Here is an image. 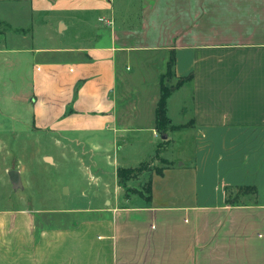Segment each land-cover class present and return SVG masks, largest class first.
I'll use <instances>...</instances> for the list:
<instances>
[{"label": "crops", "instance_id": "obj_1", "mask_svg": "<svg viewBox=\"0 0 264 264\" xmlns=\"http://www.w3.org/2000/svg\"><path fill=\"white\" fill-rule=\"evenodd\" d=\"M0 18V62L7 83L20 79L10 94L23 119L90 175L33 186L24 165L5 162L0 264H264V0H0ZM36 25L63 45L41 43ZM72 27L76 40L63 42ZM151 53L167 66L174 55L176 76L193 73L189 107L186 85L168 97L178 127L167 134L155 126L160 91L140 122L131 85L118 87L134 56ZM158 149L168 163L155 165ZM44 155L42 167L54 163ZM148 160L127 184L150 180L151 195L127 194L119 167ZM236 185L257 191L233 203Z\"/></svg>", "mask_w": 264, "mask_h": 264}, {"label": "rangeland", "instance_id": "obj_2", "mask_svg": "<svg viewBox=\"0 0 264 264\" xmlns=\"http://www.w3.org/2000/svg\"><path fill=\"white\" fill-rule=\"evenodd\" d=\"M38 18L39 16L36 15L35 20H38ZM48 30V28H43L37 25L35 26V34L37 37L41 38V43L48 45L61 44L62 39H60L61 37L55 30H53L55 38L48 39L46 37L47 35H45V33H47ZM73 30H76V28L73 29L72 27L69 30V33L66 34V39L63 40V42H74L76 40L75 36L73 35ZM166 62L167 56L161 53L135 55L131 62V69L127 70V78H125L122 71H120L118 82V87L120 90L124 87L125 82H127L132 87V95L134 97H138L137 109L139 112L137 115L140 112L143 113L137 118L138 121L146 119L152 106V95L159 91L161 94L162 81L165 86L173 87L172 92L183 85H186L187 87L189 84V80H184L178 84L179 80L177 76L174 74L173 70L170 71L167 69L168 66ZM0 71L4 76L3 80H0V167L2 166L3 168L5 162H9L10 165L14 163V165H19L20 167L24 165L25 172L22 173V176L24 179H29L33 186L35 183L37 184L39 182H44L43 184H47L48 188L55 189V187H58L59 189V184L62 182H67L69 184L78 181L82 183L81 179H87V177L90 175H88L87 172H84L86 170L85 168L79 169L77 167L78 161L75 159L74 155H72L70 152H63L57 145H54V143L51 142V139L46 138V136H42V141H38V139H36L37 134H34L32 131H30V125L26 122V120L23 119L29 114L27 113L28 110H23V106L26 107V104H24L23 100L21 99L17 100L11 97L10 94L12 86L17 88L18 82L20 81L19 77L13 75V84L7 83V81H5L8 77L7 67H5L2 62H0ZM129 98H126L122 95L120 103L125 104L124 101ZM186 104L187 107H189V87H187ZM12 107L13 110H16L21 115V117L17 118V116H12V114L8 113L9 110H12ZM171 112L177 118H180L182 114L178 109V104L171 108ZM143 122L147 121L144 120ZM146 137L147 135L144 136V138ZM132 142L134 143H131V145L140 143L142 150L145 152L149 150V145L147 142H138L135 140ZM161 142H163V140ZM129 150H133V148L125 147L124 150L118 154L121 156L124 153L125 155V151ZM46 152H49L53 155L54 163H47V166L42 167L39 162H41V159L45 158L44 153ZM132 155L134 156V154ZM123 156L120 158H123ZM87 160L88 159H86V161ZM154 162L156 163L155 165L158 164V166H160L162 164L168 163V160L161 156L158 149V153L155 155ZM145 163V167L149 168L150 161L148 160ZM7 179L8 176L6 170L0 168V204L5 203V200L2 197H5L6 194L12 192V186L9 184V180ZM134 182L138 183L136 180ZM37 188L38 186L36 185L34 188L28 187L27 189L28 191L32 192L37 190ZM252 197V193L248 191L241 194L238 200L239 202H244L248 199H251Z\"/></svg>", "mask_w": 264, "mask_h": 264}, {"label": "trees", "instance_id": "obj_3", "mask_svg": "<svg viewBox=\"0 0 264 264\" xmlns=\"http://www.w3.org/2000/svg\"><path fill=\"white\" fill-rule=\"evenodd\" d=\"M175 63V56L173 55L168 63V70L172 71L173 66ZM178 78V84L181 83L184 80H192L193 78V73H190L188 75L184 76H177ZM178 86V85H177ZM176 86V87H177ZM173 87H168L163 84L161 85V94L158 100V104L156 107V115H155V126L158 130L163 132L164 134H167V132L170 129H175L178 126L173 124L171 122V119L168 115V97L172 92ZM169 139L166 137L163 139V142H160V146H166L168 143ZM146 161H143L137 166H131V167H119L118 169V177H119V183L122 184L125 189L126 193L129 194L130 191L137 192L139 195L143 197H149L151 195V190H152V183L151 181H146L143 185L142 189L136 188V187H131L128 186L127 181L131 178H136L138 177L139 174H141L144 170L151 169V167L146 168L145 163ZM159 173H162V169L160 167L156 168ZM251 192L252 194H255L257 191V188L255 185H236V186H229L227 187V192L228 196L227 199L228 201H231L233 203H239V197L241 194L245 192Z\"/></svg>", "mask_w": 264, "mask_h": 264}, {"label": "water", "instance_id": "obj_4", "mask_svg": "<svg viewBox=\"0 0 264 264\" xmlns=\"http://www.w3.org/2000/svg\"><path fill=\"white\" fill-rule=\"evenodd\" d=\"M9 174L15 185H20L22 183L20 171L18 169H11Z\"/></svg>", "mask_w": 264, "mask_h": 264}]
</instances>
